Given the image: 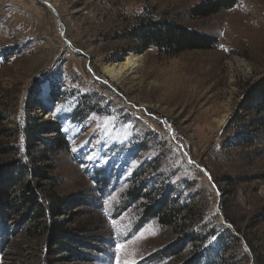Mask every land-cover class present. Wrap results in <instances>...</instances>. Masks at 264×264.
Segmentation results:
<instances>
[{
  "label": "rangeland",
  "instance_id": "obj_1",
  "mask_svg": "<svg viewBox=\"0 0 264 264\" xmlns=\"http://www.w3.org/2000/svg\"><path fill=\"white\" fill-rule=\"evenodd\" d=\"M210 1L0 0L4 188L19 172L6 169L27 163L42 174L24 183L60 207L41 236L24 219V183L13 187L0 264H115L117 244L122 261L190 264L193 243L166 254L185 235L200 245L199 264H264V115L252 107L264 78V0L196 17ZM148 21L215 46L145 48L136 32ZM130 53L138 68L105 75ZM132 189L146 196L131 201ZM148 198L168 203L176 224L143 223ZM54 223L62 244L51 243Z\"/></svg>",
  "mask_w": 264,
  "mask_h": 264
},
{
  "label": "trees",
  "instance_id": "obj_2",
  "mask_svg": "<svg viewBox=\"0 0 264 264\" xmlns=\"http://www.w3.org/2000/svg\"><path fill=\"white\" fill-rule=\"evenodd\" d=\"M234 4L235 2L231 0H212L203 4L202 6L195 8L193 12L195 13L196 17L204 18L217 14L222 10L230 9L234 6ZM136 34H138V38L145 48L154 46L162 51H166L171 55H178L183 52L193 50H210L215 46V41L211 37L201 33L190 31L186 27L180 26L176 23L166 21H148V23L141 27L136 32ZM252 107L260 115H264V78L258 83V85L255 87V90L253 91ZM9 168L6 170H17L19 172H16L17 176H14V174H10V186L8 188V190L10 191L7 192L4 188V179L2 177L3 172L0 171V232H2L1 234H3V236L8 233L5 217H9V212L7 213V215L5 214V212H7L8 209L15 211L13 208L17 207L16 205H14L16 204V200L12 201L14 193L12 191V188L20 185L21 183H24V179L28 176L38 177V175L42 174L37 168H35L34 166H30L27 163H20L18 165L14 163ZM7 171L6 174H8ZM40 188V184L35 183L32 180L27 181L26 184L24 183L21 201H23V208L25 209L24 219L28 218L30 221H32L33 228H35V230L37 231H41V236H43L45 234H49V230L51 227L48 223L50 220L47 218V216L49 215L51 216L49 218H52L58 212L57 209L60 207L54 204H46L45 199L47 195L45 194L43 196ZM143 192V189H141L140 192L132 189V191L128 192V199H130L131 201L138 200L139 198L146 196L143 195ZM130 200L129 202H131ZM148 201L150 202L147 205L146 211H143L141 217V221L143 223L158 218L163 226H173L176 224V222L173 220L174 217L171 216L174 210L170 208L168 203H165V201L163 203L162 201L160 203H156V201L154 200V204V201L152 202L150 199ZM53 227L54 228L51 233V243L56 242L57 244H62L61 240L66 237L65 231L59 223H54ZM70 238L71 237H68V240H71ZM190 243H193V249L196 250L192 254L194 256L192 258V261L194 262H191L190 264H199V257L202 256L198 255L199 250L197 248L200 245L197 244L196 240L192 239V237H190L189 235H185L184 237L180 236V240H178L177 243L180 247L178 249L170 250V253L166 252V254L176 255V253H178L182 248L188 247ZM173 251L174 253H172ZM158 255L157 258L165 256L160 255L159 253ZM33 258L34 262H36L37 264H42L40 259H37V257ZM44 264L52 263L50 262V260H48V263Z\"/></svg>",
  "mask_w": 264,
  "mask_h": 264
},
{
  "label": "bare ground",
  "instance_id": "obj_3",
  "mask_svg": "<svg viewBox=\"0 0 264 264\" xmlns=\"http://www.w3.org/2000/svg\"><path fill=\"white\" fill-rule=\"evenodd\" d=\"M140 57L130 53L125 61L119 65H107L103 67L104 73L113 81L120 80L127 72H133L140 66Z\"/></svg>",
  "mask_w": 264,
  "mask_h": 264
},
{
  "label": "snow or ice",
  "instance_id": "obj_4",
  "mask_svg": "<svg viewBox=\"0 0 264 264\" xmlns=\"http://www.w3.org/2000/svg\"><path fill=\"white\" fill-rule=\"evenodd\" d=\"M191 163V161H189ZM124 245L123 244H117L116 246V258H115V264H137L135 260L128 261V260H121L119 253L122 251Z\"/></svg>",
  "mask_w": 264,
  "mask_h": 264
}]
</instances>
